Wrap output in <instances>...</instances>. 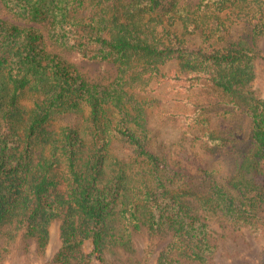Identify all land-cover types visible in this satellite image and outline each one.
Masks as SVG:
<instances>
[{
    "label": "trees",
    "instance_id": "16d2710c",
    "mask_svg": "<svg viewBox=\"0 0 264 264\" xmlns=\"http://www.w3.org/2000/svg\"><path fill=\"white\" fill-rule=\"evenodd\" d=\"M177 1L0 0L26 23L0 16V236L22 232L43 250L51 223L60 219L56 263L110 264L108 252H132L133 235L146 230L170 236L157 264L181 258L205 264L214 245L200 208L258 231L264 222V98L252 86L262 60L256 42L264 37V0ZM69 53L114 65V79L89 80ZM172 63L178 67L166 70ZM167 82L205 94V100L178 99L187 110L176 117L198 130L191 134L206 154L221 161L230 153L239 175L230 181L234 191L206 155L153 148V99L146 94ZM219 105L250 120L243 139L248 149L237 146L232 110ZM85 108L83 129L49 130L57 115ZM227 111L230 119L223 117Z\"/></svg>",
    "mask_w": 264,
    "mask_h": 264
},
{
    "label": "rangeland",
    "instance_id": "374dc122",
    "mask_svg": "<svg viewBox=\"0 0 264 264\" xmlns=\"http://www.w3.org/2000/svg\"><path fill=\"white\" fill-rule=\"evenodd\" d=\"M179 6L185 4L192 5L198 0H178ZM0 16L20 25H26L17 17L8 13L0 2ZM40 27V25H36ZM257 50L259 51L262 60L257 62L256 77L253 81L252 88L264 98V37L256 42ZM49 50L54 51L53 47ZM66 58L75 63L82 74L89 80L108 83L114 79L116 68L114 65L107 62H96L83 60L76 54H65ZM178 67V64L172 63L166 67V70L172 71ZM189 92L182 88L177 83L167 82L160 85H154L150 88V93L146 94L153 101L148 105L149 125L152 131V145L155 150L160 153L171 152L175 155L185 150L197 155H206L205 161L217 170L219 179L226 178V187L231 191L232 180L236 181L239 178L238 171L231 163L230 153L222 155V160L218 161L214 156L206 154L204 148L193 140L191 133L198 130H189L185 124L179 122L176 114L186 111V103L177 101L182 98H190L194 100H205V94L199 96V90ZM204 97V98H203ZM220 109L232 110L233 119L239 125L236 132L241 135L238 138V147L248 149L249 142L243 141L249 137L251 124L250 120L240 113L233 110L231 106H217ZM88 110L85 108L83 114L76 115H57L50 123L49 130L59 131L62 127L70 124H76L83 129L86 126L84 118ZM228 112V111H227ZM230 112V111H229ZM225 113L223 117L230 119L232 114ZM212 124H217L216 116L212 115ZM237 125V126H238ZM1 128V120H0ZM222 129V128H221ZM224 130V129H223ZM230 130V129H229ZM237 138L238 136H233ZM243 143V144H242ZM120 145L115 144V152L122 158H126V153L122 151ZM226 153V151H225ZM184 164L185 159H183ZM264 170V167H263ZM236 176V177H235ZM234 178V179H233ZM231 181V182H230ZM229 184V185H228ZM195 208L199 202L193 198ZM264 210V202L262 203ZM200 208V207H199ZM199 213L206 218L210 230V241L214 245V250L209 256L205 264H262L264 259V222H259V229L255 231L248 226H239L233 221L224 217L219 211L199 209ZM261 215H264L262 212ZM7 227L5 228V230ZM61 220L55 219L50 227V239L45 249L40 250L35 239L26 238L22 232L16 234L14 239H9L5 233L0 236V264H59L56 263L54 257L59 251L61 240ZM170 241L168 235L150 236L144 230L133 235V251L126 252L124 249L116 247L107 253L106 257L110 264H157L158 256ZM87 251L92 249L90 241L86 243ZM179 264H200L198 262L181 258Z\"/></svg>",
    "mask_w": 264,
    "mask_h": 264
}]
</instances>
